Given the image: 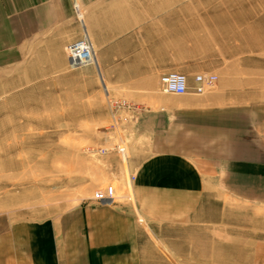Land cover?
Masks as SVG:
<instances>
[{
	"label": "crops",
	"instance_id": "0c3cea01",
	"mask_svg": "<svg viewBox=\"0 0 264 264\" xmlns=\"http://www.w3.org/2000/svg\"><path fill=\"white\" fill-rule=\"evenodd\" d=\"M147 20L142 0H0L1 69L26 57L29 64L68 71L64 46L85 35L100 92L141 108L135 120L124 121L126 153L113 143L104 153L109 172L103 181L121 193L126 186L131 197L105 204L88 196L42 221L6 225L0 214V264H164L157 247L141 244L148 235L137 215L153 231L201 213L212 191L225 198L228 191H264V150L244 133L251 95L245 102L242 91L222 86L201 95L160 92L140 44ZM72 23L77 38L70 42L51 33ZM91 120L76 125L108 124V118Z\"/></svg>",
	"mask_w": 264,
	"mask_h": 264
},
{
	"label": "rangeland",
	"instance_id": "374dc122",
	"mask_svg": "<svg viewBox=\"0 0 264 264\" xmlns=\"http://www.w3.org/2000/svg\"><path fill=\"white\" fill-rule=\"evenodd\" d=\"M142 1L148 20L140 44L146 69L156 72L157 87L162 74L192 78L200 73L216 77L207 91L231 87L244 93L245 102L251 95L252 102L245 105L244 133L263 151L264 0ZM75 24L51 33L60 32L70 42L77 38ZM67 66L68 71L50 64L44 69L25 57L16 66L0 68V214L6 225L55 219L88 196L93 200L92 192L107 184L103 176L109 169L104 153L87 148L105 150L113 143L126 153L124 121L135 120L141 108L101 93L91 64L75 70L67 60ZM115 102L129 108L115 113ZM94 118H108V124L76 125ZM115 118L117 128L111 126ZM110 185L113 199L93 201L111 204L120 195L131 197L126 186L121 193L114 182ZM212 193L195 220L189 217L176 226L150 231L137 215L148 235V243L142 235L141 244L157 247L164 264H264V191H228L227 198Z\"/></svg>",
	"mask_w": 264,
	"mask_h": 264
},
{
	"label": "built area",
	"instance_id": "2783aa9c",
	"mask_svg": "<svg viewBox=\"0 0 264 264\" xmlns=\"http://www.w3.org/2000/svg\"><path fill=\"white\" fill-rule=\"evenodd\" d=\"M89 43L85 37L74 40L64 47L65 55L68 59V65L72 69L85 67L89 64L92 65V57L90 56ZM193 85L191 87L187 84V78L180 73H166L158 78L160 92L171 95H183L192 93L196 95L202 94L205 90L210 89L216 77L211 74H194L192 75ZM128 105L122 102H115L111 105L112 110L115 112L120 107H127ZM129 108V106H128ZM116 113V112H115ZM116 117V116H115ZM119 119V118H118ZM116 118L112 121L111 126L117 128ZM117 148V147H116ZM86 151L91 153H104V149L87 148ZM114 197V188L112 185H105L103 188H97L92 192L91 198L93 200H110Z\"/></svg>",
	"mask_w": 264,
	"mask_h": 264
},
{
	"label": "bare ground",
	"instance_id": "6f19581e",
	"mask_svg": "<svg viewBox=\"0 0 264 264\" xmlns=\"http://www.w3.org/2000/svg\"><path fill=\"white\" fill-rule=\"evenodd\" d=\"M87 42H88V41H87ZM88 45H89V44H88ZM89 49H90V56L92 57V60H93V55H92V51H91V47H90V45H89ZM206 91H207V90H205L204 92H206ZM204 92H203V93H204ZM203 93H202V94H203ZM111 116H112V114H111ZM112 117H113V116H112ZM105 150L108 151L107 149H105ZM106 151H105V152H106ZM105 152H104V153H105Z\"/></svg>",
	"mask_w": 264,
	"mask_h": 264
}]
</instances>
